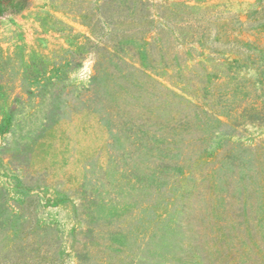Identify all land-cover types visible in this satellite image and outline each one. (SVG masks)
I'll use <instances>...</instances> for the list:
<instances>
[{"label": "rangeland", "instance_id": "1", "mask_svg": "<svg viewBox=\"0 0 264 264\" xmlns=\"http://www.w3.org/2000/svg\"><path fill=\"white\" fill-rule=\"evenodd\" d=\"M177 1L124 2L152 16L159 43L141 18L106 47L97 0L0 5L13 92L0 117V264H264V73L238 88L199 64L236 57L240 30L264 46V15L250 19L257 0H179L220 11L196 13L193 39Z\"/></svg>", "mask_w": 264, "mask_h": 264}, {"label": "trees", "instance_id": "2", "mask_svg": "<svg viewBox=\"0 0 264 264\" xmlns=\"http://www.w3.org/2000/svg\"><path fill=\"white\" fill-rule=\"evenodd\" d=\"M128 0H116V1H111V0H97L98 2V14L96 15V18L92 22V26L94 27V36L98 38V42L100 41L101 44H103V47L108 46L105 42H107V38L117 36L120 37L122 33L127 32L126 28H123L122 25L124 23H136L138 21H141L142 15L139 17L136 13H125L123 9L125 7V3ZM131 1V0H129ZM138 4V7H142L145 5L144 0H133ZM13 0H0V5L6 4V3H11ZM112 3V4H111ZM167 3L166 10H168L167 6L171 5L170 2H165ZM111 4L112 7L115 6L114 10L117 9V12L114 13L112 12L111 15H107L105 11H103V7H106V5ZM178 7L183 6L184 9L188 10L189 16L187 19V22L185 24H189L190 28V35H187V37L193 36L192 38L194 39L197 32H200V26H195L196 29L192 30L191 27L193 24H196L194 22L195 20V15L196 13H203V14H210L216 15L219 14L220 11H215L212 6L208 7H203L201 5H188L186 3H183L182 1H177L174 2ZM173 5V3H172ZM119 10L120 13H119ZM123 11V12H122ZM122 12V13H121ZM264 15V0H257L254 7L250 9L249 11V16L251 17V21H256L260 16ZM82 16H87L83 15ZM206 18V16L204 15ZM203 17V18H204ZM152 16L149 15H144L142 18L143 23H145L147 26H149V31L147 34H152L154 33V38L158 40V32L159 29L157 27H154V20ZM107 27V28H106ZM205 27V26H204ZM219 30V29H218ZM246 31L240 30V38L238 39H233L231 36L228 37V40H230L227 44H233L234 47L236 48L233 53L235 52L236 57L229 59L226 57L227 51H214V54L222 55L221 57H216V63L212 65V67L209 65L210 59L207 58L204 61H200L199 64L201 67L204 68V78H210L209 80L220 82L223 81L225 78H232L233 81L234 79H239L238 82V88L240 87V80L244 77H247V74L251 72V70H254L255 72H258V76L261 77V73H264V68L260 69L259 67V62L262 61L264 62V46L259 45V41H256L255 36L250 33L246 35ZM258 33V32H257ZM199 36V39H201V33ZM220 38V37H218ZM144 44L146 47L152 44V40H147L146 38L144 39ZM159 43V40L158 42ZM144 46V47H145ZM225 46V45H224ZM223 48V47H222ZM221 48V49H222ZM224 50V49H223ZM257 50L259 53H257ZM145 52V51H144ZM213 52L210 53V57L212 56ZM146 56V54L144 53ZM147 57V56H146ZM213 59V58H212ZM3 57H0V117L1 115H5V108L7 106V102L12 98V80H11V75H9V71H6V69L1 67ZM149 60V59H148ZM144 63V64H143ZM150 65V61H142V69L145 70L146 72L148 71V66ZM145 68V69H144ZM211 68V69H210ZM228 69L230 70V73L226 75L225 70L228 72ZM243 69H246L245 71H242ZM250 70V71H249ZM243 72V73H242ZM148 76V75H147ZM149 77V76H148ZM151 77V75H150ZM252 83V90L256 91L257 87L261 82V80H253L251 79ZM210 113L209 116H214V120L217 121L220 124V127L228 125L230 128L233 126H230L229 119L232 118V115H226V120L221 119L219 115H216L212 112ZM8 120L10 118V114H8ZM6 118V119H7ZM228 131V132H227ZM226 132H223L225 135L226 133H230L229 129ZM231 134V133H230ZM220 138V137H219ZM217 145L221 147V141L217 142Z\"/></svg>", "mask_w": 264, "mask_h": 264}]
</instances>
